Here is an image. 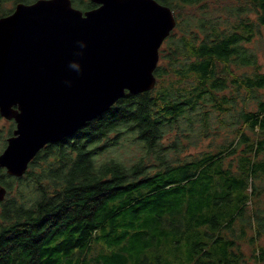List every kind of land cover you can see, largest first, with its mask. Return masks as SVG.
Returning a JSON list of instances; mask_svg holds the SVG:
<instances>
[{
    "label": "trees",
    "instance_id": "1",
    "mask_svg": "<svg viewBox=\"0 0 264 264\" xmlns=\"http://www.w3.org/2000/svg\"><path fill=\"white\" fill-rule=\"evenodd\" d=\"M7 1L33 0H0V17ZM208 7L165 40L152 90L127 91L24 176L0 170V264H264V71L245 45L263 37L264 0L226 18ZM114 146L127 158L100 160Z\"/></svg>",
    "mask_w": 264,
    "mask_h": 264
},
{
    "label": "water",
    "instance_id": "2",
    "mask_svg": "<svg viewBox=\"0 0 264 264\" xmlns=\"http://www.w3.org/2000/svg\"><path fill=\"white\" fill-rule=\"evenodd\" d=\"M17 2L0 17V115L16 128L0 153V170L22 177L48 144L73 136L127 91L157 83L160 49L176 28L158 0ZM0 182V202L7 196Z\"/></svg>",
    "mask_w": 264,
    "mask_h": 264
},
{
    "label": "rangeland",
    "instance_id": "3",
    "mask_svg": "<svg viewBox=\"0 0 264 264\" xmlns=\"http://www.w3.org/2000/svg\"><path fill=\"white\" fill-rule=\"evenodd\" d=\"M35 0L31 1L30 3L34 2ZM19 1H7L5 2L2 6L4 8H7L8 10H12L15 9L16 4ZM27 3V2H26ZM208 3L209 7L207 10L209 11H215L217 14L223 16L220 18H226L227 16V5L229 4H235L237 6H241V7H247L250 5V0H200L198 4L195 5H184L182 2H180V0H177V5H176V12L175 15L180 14L177 18H178V22L184 21V19L193 14V13H201L202 11L200 10V6ZM216 3V4H215ZM73 5L76 7V3L73 2ZM253 7V6H252ZM199 13V14H200ZM251 18L252 20H256L257 19V15L252 13L251 14ZM193 27V26H192ZM192 27H190L191 29H193ZM175 32L176 36H181L184 33V29L182 28L180 31V28L176 26L175 30H173ZM263 37H257L253 40V42L251 43H246L245 45L251 47L253 50L257 51V53L259 54V62L261 65V69L262 71H264V27H263ZM203 37V34H201V38ZM166 47V43L162 45V48ZM245 71H247V69H245ZM252 100H250L249 102H251ZM255 105V103H254ZM16 128V123L13 119L8 120L4 117H2L0 115V151H3V149L5 148L6 144H7V138L12 135L13 130ZM208 146V140H203L200 141L198 143H196V145H192L190 146L186 151L187 152H196L198 150H201L202 148H206ZM118 148V147H117ZM45 149V148H43ZM42 149V150H43ZM41 150V151H42ZM129 150V154H130V158L133 159L135 157V151H136V146H130V148H128ZM40 151V152H41ZM43 153L45 152L44 150L42 151ZM118 156L117 159H124L127 158L126 155L121 154V156L118 154L117 149L114 147H110L107 150H105L102 154H100V160H106L108 159L110 156ZM50 160L52 161V159L50 158ZM131 161L128 162V164ZM31 164V163H30ZM39 167H35V169H38ZM31 170V168H30ZM2 174L9 179L10 177L9 174H7L6 169H3ZM8 175V176H7ZM5 186V184H4ZM31 188H23L22 190H24L26 192H30ZM261 205H264L261 204ZM260 246L264 247V238L261 239ZM244 252L246 255H251L252 254V248L248 245V244H244ZM250 264H254V260H251Z\"/></svg>",
    "mask_w": 264,
    "mask_h": 264
},
{
    "label": "flooded vegetation",
    "instance_id": "4",
    "mask_svg": "<svg viewBox=\"0 0 264 264\" xmlns=\"http://www.w3.org/2000/svg\"><path fill=\"white\" fill-rule=\"evenodd\" d=\"M75 2L76 3V8L82 10V11H88V10H92L94 8H97L100 6V4L92 1V0H72V3ZM75 7V6H74ZM67 138V137H66ZM65 139V138H64ZM63 139V140H64ZM62 140V141H63ZM61 141L55 142V143H59ZM50 144H54V143H50ZM50 144L46 145L44 148H46L47 146H49ZM36 158V157H35ZM34 158V159H35ZM33 162V161H32ZM30 166V165H29ZM3 170V169H1Z\"/></svg>",
    "mask_w": 264,
    "mask_h": 264
},
{
    "label": "bare ground",
    "instance_id": "5",
    "mask_svg": "<svg viewBox=\"0 0 264 264\" xmlns=\"http://www.w3.org/2000/svg\"><path fill=\"white\" fill-rule=\"evenodd\" d=\"M14 120V119H13Z\"/></svg>",
    "mask_w": 264,
    "mask_h": 264
}]
</instances>
